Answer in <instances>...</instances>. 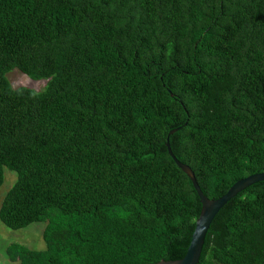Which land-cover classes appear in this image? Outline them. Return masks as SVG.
I'll return each mask as SVG.
<instances>
[{
	"label": "trees",
	"instance_id": "1",
	"mask_svg": "<svg viewBox=\"0 0 264 264\" xmlns=\"http://www.w3.org/2000/svg\"><path fill=\"white\" fill-rule=\"evenodd\" d=\"M168 136L211 199L264 172V0H0V186L17 173L0 219L46 223V248L11 243V261L183 258L202 204ZM198 264H264V179Z\"/></svg>",
	"mask_w": 264,
	"mask_h": 264
},
{
	"label": "water",
	"instance_id": "2",
	"mask_svg": "<svg viewBox=\"0 0 264 264\" xmlns=\"http://www.w3.org/2000/svg\"><path fill=\"white\" fill-rule=\"evenodd\" d=\"M178 129L179 128L172 129L169 132V136L175 133ZM169 136L166 142L168 151L170 155L174 158L178 166L190 177L198 193V196L200 198L202 208H201L200 215L196 220L195 230L192 234V239H191L190 245L187 249L185 256L177 260H160L159 262L155 264H198L200 261L202 248H203V244L205 241V236L216 214L237 193H239L240 191H242L249 185L257 181L263 180L264 172L251 174L247 177H244L238 180L229 188V190L223 196L216 198V199H211L203 193L197 181V178L195 176V172L193 171V169L189 165L181 162L174 155L170 142H169Z\"/></svg>",
	"mask_w": 264,
	"mask_h": 264
},
{
	"label": "rangeland",
	"instance_id": "3",
	"mask_svg": "<svg viewBox=\"0 0 264 264\" xmlns=\"http://www.w3.org/2000/svg\"><path fill=\"white\" fill-rule=\"evenodd\" d=\"M8 77L14 87L28 86L36 90H41L46 84V80H33L28 75L18 69L9 72ZM17 179V173L6 168L5 182L0 186V206L8 190ZM45 222H34L21 229H12L7 227L0 219V264H19L11 261L7 255V247L14 242L25 244L27 247L35 250L46 248V242L43 239Z\"/></svg>",
	"mask_w": 264,
	"mask_h": 264
}]
</instances>
